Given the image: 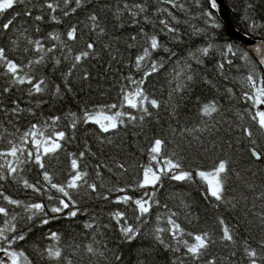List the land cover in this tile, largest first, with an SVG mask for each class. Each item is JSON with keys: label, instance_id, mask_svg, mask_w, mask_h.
I'll use <instances>...</instances> for the list:
<instances>
[{"label": "trees", "instance_id": "trees-1", "mask_svg": "<svg viewBox=\"0 0 264 264\" xmlns=\"http://www.w3.org/2000/svg\"><path fill=\"white\" fill-rule=\"evenodd\" d=\"M127 2H142L147 5L146 12L137 17L138 24L131 23L127 12L122 13L119 18L115 15L117 8H123L124 0H90V3L67 17L58 11L56 15L60 17V23L52 22L48 17V10L40 7L43 0H31L27 4L33 17L44 15L41 22L23 15L24 4H17L13 9L0 14V47L5 48L8 57L17 63L27 65L29 60H35L40 55L31 50L32 46L27 43L26 37L40 39L46 48L54 43L58 49L66 45L72 49L73 55L83 50L89 42L95 46L94 54L68 77L71 91L64 87L63 78L72 64L71 59H64L67 48L63 53L57 50L54 54H48L43 65L34 66V74L37 77L43 76L49 82V91L43 94L29 97L27 84L12 86L8 93H4L2 90L9 86V77L2 74L3 69L0 68V107L11 109L19 105L25 110L18 116H13L10 111H0V150L8 148V140L19 143L18 136L31 124L50 123V117H61L57 130L65 131L67 139L61 142L62 149L57 154L45 157L47 170L53 175L55 182L64 183L70 171L68 154L78 156L81 151H85L87 145L90 151L79 162L80 167L88 172L87 179L90 183L104 185L98 188L100 195L88 189L73 193V199L77 202L75 207L78 209L75 217L66 216L68 211L73 210L69 208L64 213L55 214L56 219H51L54 214L48 211L47 205L50 201L47 194L42 195L23 187V179L32 184L39 181L38 186L44 185L38 166L32 163L23 165L24 170L17 175L15 181L11 178L0 181V191L26 203H43L49 217L46 225L41 223L39 215L28 221L22 207L8 205L0 200V205L7 207L11 214H18L17 220L11 221L17 225V231L9 235L23 233L25 236L24 240L13 244V250L23 251L30 264H175L178 257L184 259L186 264H193L187 257L182 256V246L181 252L173 253L160 245L153 235L156 227H168L166 218L171 210L177 213L174 219L186 232L207 231L216 241L210 245L200 264L208 259H214L215 264H249L244 251L245 240L256 249L258 264H264V249L257 243L264 239V229L261 228L258 218L260 213H264V160L255 161L250 157L247 151L250 145L243 134V127H254L245 111L253 110L251 102L243 98L245 92L253 91L247 77L253 75L257 86H261V81H264L261 65L244 47L227 36L224 25L209 8L207 0H176L183 7H173L162 0ZM225 3L234 28L253 40L264 42V0H225ZM71 6L75 7L74 4ZM164 9L168 12L163 11ZM206 10L212 12V20L203 15ZM169 12L171 16L168 15ZM17 13L21 15L17 16ZM91 13L98 15L100 26L105 29L104 34L98 35L90 30L91 21L87 17ZM144 15L149 17L148 22L144 21ZM9 19H13V24L10 29L5 30L2 25ZM160 19L168 20L171 26L178 29L177 39H173L163 29L159 24ZM37 23L39 32L35 31ZM73 25L78 27V38L74 41L68 40L66 36L67 30ZM141 28L144 33L157 35L163 45L151 57L163 66L149 76L144 85L146 94L161 101V107L153 109L146 105L152 116L121 126L115 132L101 133L92 123H80L75 129L69 127V120L66 118L69 113L79 116L85 108L91 110L103 105L119 104L121 88L128 86L126 78L131 76L139 80L142 77L147 68L137 70L135 67V58L144 46L143 37L140 35ZM24 29L27 32L21 36ZM49 33L59 34L60 41L48 39ZM132 35H137V41L130 40ZM129 44L134 46L129 47ZM229 44L240 52H247V59H242L239 55L225 56ZM209 45V54L201 57L202 63L188 61L192 65L189 72L194 73V80L188 82L190 86L186 91L173 94L174 98L170 101L169 94L177 83L173 79L174 70L181 71L189 53ZM26 47L30 49L27 53L24 52ZM172 53L175 55H171ZM53 55L61 60L57 66L52 61ZM229 60L231 63H228ZM220 63L224 64L222 70L218 68ZM24 71L30 69L25 68ZM85 72L88 73V79H82ZM55 85H60L62 89V94L58 97L50 94ZM213 100L217 102L219 112L212 117L202 116L199 112L201 105ZM39 101L43 102L38 103ZM263 107L264 105H260V109ZM116 110L113 109V112ZM119 110L131 112L137 117L141 114L134 109ZM16 129L20 132H16ZM172 129H176V132ZM183 129L194 131L189 133ZM154 138L164 139L166 152L176 153L183 168L187 170H207L217 158L230 159L231 167L240 173V178L235 173L229 177L226 199L236 203L237 207L217 203L213 198L205 196L204 186L195 177L194 182L163 178L155 191V202H150L152 207L143 217V222L137 221L138 212L135 211L134 204L114 202L117 196L124 193L109 192V188L125 187L127 194L132 197H144L145 189L135 188L134 178L141 175L138 166L148 163V149ZM254 138H258L257 148L264 145V135L257 133ZM28 147L31 148V145ZM114 162L125 164L127 172L122 173L116 169ZM101 163L107 164L112 171L107 167L101 169L102 179H97L96 165ZM128 185L133 187H127ZM147 191L151 193L153 189L149 187ZM52 194L58 195L54 191ZM102 195H108L109 199L100 198ZM116 211L125 213L128 223L138 228L134 239L126 240L122 236L120 224L111 216ZM158 216L161 219L158 220ZM218 217L234 226L235 243L220 242L222 232ZM3 220L4 217L0 216V227L4 226ZM88 223L92 224L91 228L84 227ZM51 232L58 233L60 239H50ZM162 236L173 247L179 246L167 233ZM184 238L191 242L190 237ZM89 245L95 250L93 253L87 251ZM49 246L59 248L61 257L49 258L45 251ZM233 252L235 255H232ZM116 256L121 259L117 261Z\"/></svg>", "mask_w": 264, "mask_h": 264}, {"label": "snow or ice", "instance_id": "snow-or-ice-1", "mask_svg": "<svg viewBox=\"0 0 264 264\" xmlns=\"http://www.w3.org/2000/svg\"><path fill=\"white\" fill-rule=\"evenodd\" d=\"M162 2L171 4L173 7H183L182 4H177L176 0H162ZM28 3H31V0H0V14L13 9L17 4H24L25 9L23 15L34 19L36 22L43 21L45 18L44 15H35L33 17L32 10L27 7ZM88 3H90V0H43L40 7L48 10V17L52 22L60 23V17L56 15L58 11L62 12L64 17H67L70 14L77 12L78 9L84 7ZM207 3L212 10H215L218 7V0H207ZM72 4H74L75 7H72ZM146 9L147 5L145 3L134 2L129 4L127 0H124L123 8H117L115 15L119 18L122 13L127 12L131 17V23L135 25L139 23L137 17L140 14L145 13ZM163 11L168 12L167 9H164ZM16 15H21V13H17ZM168 15L171 16L172 14L169 12ZM203 15L208 17L209 20H212L211 11L206 10ZM87 19L91 21V31L97 32L98 35L105 33V29L100 26L98 15L96 13L89 14ZM143 19L145 22L149 21L147 15H144ZM172 19L175 20V17L172 16ZM12 24L13 19H9L7 23L2 25V27L3 29L8 30ZM159 24L172 35L173 39L178 38V29L171 26L168 20L160 19ZM213 26H215L214 21ZM35 31H40L38 23L35 25ZM26 32L27 29H24V31L21 32V36H24ZM77 33L78 27L73 25L67 30L66 36L68 40L74 41L78 38ZM140 35L143 37L144 46L135 58V67L137 70H141L145 67L147 68V70L143 71L142 77L139 80H136L131 76L126 78L128 86L121 88L119 104L113 103L110 105H103L91 110L85 108L79 116L76 113H69L66 117L69 120V127L75 129L80 123H92L99 128L101 133L115 132L121 126L134 124L138 119L143 121L145 120V117L152 116V112L149 111V108L146 105H150L153 109H159L161 107V101L155 98H150V96L146 94L144 85L146 79L152 74L158 72L163 66L151 58L152 53L163 47V45L159 42L157 35L144 33L143 28L140 29ZM26 39L27 43L32 46L31 50L40 53L37 59L29 60L27 65L17 63L10 59L6 54L5 48L0 47V68L3 69L2 74L9 77V86L4 87L2 90L4 93H8L12 86L18 87L25 84L29 85V97L49 91V82L43 76L37 77L34 74V66L43 65L48 54H54L57 50L63 53L65 48H67L66 45H63L58 49L57 44L55 43L52 44L51 47L46 48L40 39L33 40L30 37H26ZM48 39L60 41L61 37L59 34L49 33ZM137 39V35H132L130 37V40L133 42L137 41ZM13 43L15 44V41H13ZM133 46V44H129V47ZM210 47L211 45L197 49L196 52L189 53L187 61L184 63L181 71L174 70L175 75L173 79L177 80V83L169 94L170 101L174 98L173 94H179L182 91H186L190 86L188 82L194 80V73L189 72L192 65L188 61L195 60L197 63H202L203 61L201 60V57L209 54ZM165 50L167 51V49ZM29 51L30 49L27 47L24 49V52L26 53ZM255 51L261 54L260 63L264 64V51H262V48L257 47ZM94 52L95 46L91 42L87 43L83 50L74 55L72 54V49L67 48V54L64 55V59L72 60L70 68L63 75L65 81L64 87L68 91H71V87L67 82L68 77L72 75L74 69L80 66L83 61L89 59ZM228 54L233 56L239 55L242 59H247V52H240L231 44L227 45V50L224 53L225 56ZM171 55L175 54L172 53ZM52 61L54 66L61 63L60 58H57L55 55L52 56ZM228 63H231V61L229 60ZM25 68H29L30 71H24ZM218 68L222 70L224 64L220 63ZM88 78V73L85 72L82 79ZM247 81L253 91L251 93L245 92L243 98L251 102L253 110L250 111L245 109V111L250 117L254 127H243V134L247 137L250 145L247 149L250 157L255 161H262L264 160V145L257 148L256 145L258 143V138L254 137L257 136V133L264 135V110L260 109V105H264V81H261V86L259 87L257 86L256 79L253 75H249ZM228 92H231V89H228ZM50 94L54 97L60 96L62 94L60 85H55L51 89ZM180 98L182 99L183 97L181 96ZM42 102L43 101H39L38 103ZM13 104L16 105V102L13 101ZM124 108L134 109L141 114L137 117L131 112L119 110ZM113 109L117 110L113 112ZM0 111H10L13 116H18L25 110L21 109L19 105H16L11 109L0 107ZM27 111L31 112V109H28ZM199 112L202 116L212 117L213 114L219 112L218 104L214 100L203 103ZM125 117H127V120H125ZM60 119L61 117L58 116L50 117V123L31 124L27 130L23 131L18 136L17 139L19 140V143H16L13 140H8V148L0 150V181H5L9 178L15 181L17 175L24 170L23 165L29 163H32L41 169V175L44 181L43 186H38L40 183L39 181H37L36 184H32L27 179H23L22 177L21 179H23V187L25 189H31L33 192L42 195L47 194V198L50 201V204L47 205L48 211L54 214L51 219H56L57 216L55 214L64 213V211L69 208H72L73 210L68 211L66 216L75 217L78 213V209L75 207L77 202L73 199V193H79L81 189H88L92 193L100 195L98 188L104 186L102 184L97 185L95 182L90 183L87 179L88 172L80 167L79 162L85 157L86 152L90 151L87 148V145H85V151H81L78 156L73 153L68 154L70 171L67 180L64 183H57L54 181L53 175L47 170L45 157L57 154L58 151L62 149L61 142L67 139L65 131L57 130L58 121ZM172 131L175 133L176 129H172ZM183 131L191 133L194 129H183ZM16 132H20V130L16 129ZM10 135H15V133H10ZM108 143H111V140H108ZM29 144L31 145V148L28 147ZM229 147H231V145H229ZM148 155V163L138 166L141 170V175L134 178V187L145 189L144 197H132L127 194L125 187L108 189L109 192L115 191L118 193H124L123 195L117 196L114 202L123 204H129L131 202L135 205V211L138 212V215L136 216L137 221L143 222V217L150 212L152 207V203L150 202H155V191L158 190V186L162 183V180L165 177L178 182H194V177L198 178L204 186L205 190L203 194L205 196L213 198L217 203L231 205L233 208L237 207L236 203L226 199L229 177L235 173L236 177L238 179L240 178V173L231 167L230 159L223 157L217 158L213 161L212 167L207 170H201L199 168L187 170L183 168L176 153L173 152L168 154L166 152V142L161 138H154L148 149ZM114 164L115 168L122 173L127 172L125 164L120 162H114ZM106 167L109 171H112L111 167L107 164L101 163L96 165L95 175L97 179H102L101 169ZM127 187H133V185H128ZM149 187L153 189V192L149 193L147 191ZM248 187H251V185H248ZM53 191L58 195H53ZM100 198L108 200L109 196L102 195ZM0 200L7 202L8 205L22 207L27 214L26 219L28 221H32L39 215L42 224L46 225L49 223L48 213L45 212L46 206L43 203H26L19 201L6 195L3 191H0ZM17 215L18 214H11L7 207L0 205V216L4 217V226L0 227V253H3L4 257H7L10 264H30L28 257L23 251H16L12 248L16 241L24 240L25 238L23 233L9 235V233H15L17 231V225L11 222L17 220ZM176 215L177 213L169 210V214L166 218L168 227H156L153 235L160 245L168 248L173 253L181 252L180 246H182L184 249L182 256L187 257L193 262V264H200L201 259L207 255L210 245L214 244L216 241L213 239L212 234L207 231L200 233L186 232V230L177 223L176 219H174ZM111 216L116 220L117 224H120V232L126 240H132L136 237L138 228L128 223L125 213L116 211L112 213ZM258 218L261 228L264 229V213H260ZM157 219L159 220L161 217L158 216ZM121 221H123V223H121ZM217 221L220 226V231L222 232V235L219 237L220 242L235 243L234 226L228 225L224 219L219 217L217 218ZM84 227L91 228L92 224H85ZM163 233H167L179 246L173 247L169 244L163 238ZM185 236L190 237L191 242L189 239H185ZM49 238L55 241L60 239L59 234L56 232H51ZM227 243L225 244V247H227ZM257 243L261 249H264V239H260ZM244 244V251L249 259V264H258V253L256 249L252 248L247 240L244 241ZM45 251L49 258L61 257L60 249L55 248L54 246H49ZM87 251L93 253L95 250L89 245L87 246ZM100 254L103 255V253ZM232 255H235V253L233 252ZM115 259L119 261L121 258L120 256H116ZM0 264H5L3 258H0ZM175 264H186V262L184 259L178 257ZM204 264H215V261L214 259H208L204 261Z\"/></svg>", "mask_w": 264, "mask_h": 264}, {"label": "water", "instance_id": "water-1", "mask_svg": "<svg viewBox=\"0 0 264 264\" xmlns=\"http://www.w3.org/2000/svg\"><path fill=\"white\" fill-rule=\"evenodd\" d=\"M220 4H221V7H220ZM219 11L221 12V16L219 14ZM213 12L217 15V17L221 20L222 24L224 25V31L226 32L227 36L232 41L244 47L258 61V63L261 65L263 72H264V64L260 63L261 54L255 51L257 47L262 48V51H264V42L262 40H253L251 37L243 33H240L234 28L228 16L225 0H218V7L217 9L213 10ZM223 18L225 20H223Z\"/></svg>", "mask_w": 264, "mask_h": 264}, {"label": "rangeland", "instance_id": "rangeland-1", "mask_svg": "<svg viewBox=\"0 0 264 264\" xmlns=\"http://www.w3.org/2000/svg\"><path fill=\"white\" fill-rule=\"evenodd\" d=\"M261 110H264V107L261 108ZM0 258H3L5 260V264H10V261H8L7 257H4L3 253H0Z\"/></svg>", "mask_w": 264, "mask_h": 264}, {"label": "bare ground", "instance_id": "bare-ground-1", "mask_svg": "<svg viewBox=\"0 0 264 264\" xmlns=\"http://www.w3.org/2000/svg\"><path fill=\"white\" fill-rule=\"evenodd\" d=\"M220 7H221V4H220ZM220 9V8H219ZM219 14H220V16H221V12L219 11ZM222 18V17H221ZM223 20H225L224 18H223Z\"/></svg>", "mask_w": 264, "mask_h": 264}]
</instances>
